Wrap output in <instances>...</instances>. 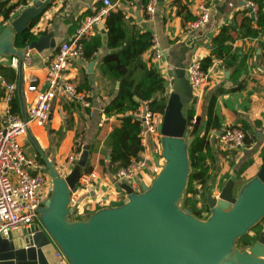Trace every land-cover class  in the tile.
I'll return each instance as SVG.
<instances>
[{"label": "crops", "instance_id": "1", "mask_svg": "<svg viewBox=\"0 0 264 264\" xmlns=\"http://www.w3.org/2000/svg\"><path fill=\"white\" fill-rule=\"evenodd\" d=\"M35 1L29 0L27 6H18L21 10H16L9 21L5 22L0 17V29L8 25ZM110 1L113 5L111 12L122 10L135 20L141 31L151 32L157 37L163 58L160 61H153L151 49H148L142 58L148 67H155L164 78L168 95L171 91L170 79L173 70L182 56H184L183 67L187 73V69L193 62L199 63L201 59L210 55L211 41L224 24L234 21L238 25L245 16L252 19V28L257 31V34L253 37L236 39L232 44L231 55L226 60H213L206 72L207 80L201 97L193 99L188 104L193 111V117L188 125L190 135L193 130L192 136L204 140L205 144L201 153L207 158L206 164L209 167L206 182L209 186L208 191L216 197L232 174H236L234 191H237L245 181L256 175L264 153V0H159L153 22L144 18L142 14L144 4L141 5L137 0ZM247 1H252L258 7L255 18L246 14ZM15 2L16 0H10L9 3ZM93 5L99 7L101 0H73L65 5L61 4V0H53L32 27L31 33L39 36L47 30H52L53 25L56 24L58 26L56 47L58 48L62 42L74 34V32L70 34L71 25L88 15ZM138 6H140L139 21L135 16ZM204 11L208 14L207 21L198 29L185 31V26L197 19ZM183 13H187L192 19L184 23ZM258 14L261 16L262 26L257 24ZM104 25L103 21L86 40L89 44L97 38L100 43L98 48L95 51H84V59L72 62L66 71L69 82L91 104V109H86L80 102L69 100L67 97L56 98L52 103L50 117L45 126H29L41 149L53 161L58 173H63L61 175L64 176L72 168L67 164V158L74 153L80 154L75 152L74 142L78 131L84 130L83 146H89L87 163L91 167V172L88 173H94L96 178L92 181L89 192H85L78 186L73 197L77 207L83 209L82 213L86 216L125 197L124 192L114 182V173H110L107 167L109 147L106 143L113 129L119 125L122 115L106 116L104 111L102 112L105 105L113 99L118 88V82H112L103 77L101 72L102 59L110 53L106 47ZM55 54L54 50L40 54L28 51L24 57L22 92L25 110L36 96L35 92L27 90L30 80L36 79L39 89H44L47 67ZM13 60L14 58L2 57L0 65L13 67ZM226 64H229V68H226ZM15 69L17 72V68ZM84 81H86L85 85H83ZM0 85L3 89L0 97L1 125L3 112L8 103L4 99L5 89L1 83ZM15 85L17 86V81ZM212 100L213 113L210 116L208 106ZM158 115L161 116V114ZM161 120L162 116L158 123L161 124ZM241 121L250 128L247 134L249 138H252V142L237 151H226L220 143V133L226 127L240 128ZM160 152L161 149L150 143L146 149L139 152V156L152 159L154 153L159 155ZM36 156L35 151V161ZM36 163L44 172V166L37 161ZM245 163L249 164L242 170ZM238 172L239 176H237ZM241 176L243 181L238 186L237 179ZM151 178L152 174L148 171L141 182L148 185ZM98 201L104 204L99 205Z\"/></svg>", "mask_w": 264, "mask_h": 264}, {"label": "water", "instance_id": "2", "mask_svg": "<svg viewBox=\"0 0 264 264\" xmlns=\"http://www.w3.org/2000/svg\"><path fill=\"white\" fill-rule=\"evenodd\" d=\"M53 0H36L0 30V59L17 60V99L26 124L22 77L26 52L40 54L56 48L58 26L27 47L14 45L31 20L39 18ZM135 16L140 20V6ZM184 56L175 65L160 124L161 152L153 154L156 171L140 191L118 182L124 199L113 201L84 218L72 219L71 195L78 189L89 146L85 145L73 167L61 176L26 125V137L44 164L52 190L37 209L39 225L29 238L21 233L0 236V264H264V227L247 248L238 240L264 220V153L254 177L235 192L232 174L217 197L208 191L210 214L206 219L184 207L194 140L184 108L193 100L192 87L183 67ZM20 236V237H19ZM62 255V258L58 256Z\"/></svg>", "mask_w": 264, "mask_h": 264}, {"label": "built area", "instance_id": "3", "mask_svg": "<svg viewBox=\"0 0 264 264\" xmlns=\"http://www.w3.org/2000/svg\"><path fill=\"white\" fill-rule=\"evenodd\" d=\"M71 1L73 0H61V4H69ZM158 3L159 0L145 1L142 14L147 21H154ZM246 7V14L255 18L258 11L257 5L252 1H247ZM112 8L110 0H101L99 7L95 5L90 7L91 12L80 19L74 34L59 45L55 56L47 67L43 90L39 89L36 79L30 80L27 90L35 92L36 96L26 109V124L22 121L20 114L11 110L10 103L16 92V85L7 83L0 76V83L5 89L4 99L8 103L3 112V122L0 125V236L5 239L14 233H21L23 239L35 235L36 227L39 225L37 209L42 206L43 201L48 198L52 190L51 182L41 171V167L37 165L36 161L26 156L19 138L26 137V125L28 127L30 125L45 126L50 117L52 103L56 98L67 97L69 100L80 102L84 108L91 109V104L69 82L66 71L72 62L84 59V41L92 36L96 27L110 14ZM16 10H21V7L14 9L10 14L11 18ZM207 18V11H204L197 19L185 26V31L198 29L207 21ZM149 49H151L153 61H160L163 58L155 35H152V45ZM12 66L17 68L15 58L12 61ZM186 78L192 87L193 99H199L206 84V72L202 71L199 63L193 62L187 69ZM103 111L104 109H102ZM132 116L138 123L141 151L146 149L150 143L161 149L160 123L158 121L160 122L162 115L152 112L148 104L144 102L132 113ZM219 139L226 151H237L245 144V133L238 127L230 126L221 131ZM78 156L75 153L71 154L66 160L67 164L73 167ZM152 162L151 157L139 156L131 159L126 167L114 173V182L126 183L134 192H139L142 177L146 176L148 171L150 174L156 171ZM95 178L94 173L82 172L78 186L85 192H89ZM98 204L103 205L104 203L98 201ZM70 205L75 208L73 216L74 214H83V209L77 207L73 194ZM58 256L62 258L59 253Z\"/></svg>", "mask_w": 264, "mask_h": 264}, {"label": "trees", "instance_id": "4", "mask_svg": "<svg viewBox=\"0 0 264 264\" xmlns=\"http://www.w3.org/2000/svg\"><path fill=\"white\" fill-rule=\"evenodd\" d=\"M28 1L29 0H16L15 3L10 4V0H0V17H2L5 22L9 21L11 19L10 14L14 9L18 6H27ZM137 1L143 5L146 0ZM39 18L31 20L27 29L23 33L16 35L14 41L16 47L25 48L32 41L37 40L48 32L45 31L39 36L31 33L32 27ZM182 19L184 23H186L192 18L187 13H183ZM104 22L106 29V47L110 50V53L102 59L101 72L103 77H106L112 82H118L117 92L113 99L105 105L104 114L106 116L122 115L119 125L113 129L106 143L109 147L107 167L108 171L113 174L119 169L126 167L131 159L138 158L139 152L141 151L138 138V123L131 113H133L141 103L145 102L152 112L162 115L169 95L165 88L164 78L155 67H148L142 58L143 54L152 45V33L141 31L135 23V20L122 10L110 12L104 19ZM77 23L78 21L71 25L69 29L70 34L75 32L78 26ZM257 24L258 26L263 25L259 14ZM256 34L257 31L252 28V19L247 16L243 17L238 25H236L234 21L224 24L211 41L210 55L200 60V68L202 71L207 72L214 59L226 60L230 57L232 44L236 39L253 37ZM85 42L86 41H84V51H95L100 45L97 38L90 41L89 44ZM57 50L58 48L56 47L54 52L56 53ZM226 68H229V64H226ZM0 75L7 83L15 84L17 81L16 69L11 66L0 65ZM86 81H84L83 85H85ZM2 94L3 89L0 85V97ZM11 106L12 110L16 114H19L20 110L16 92L11 100ZM212 113L213 100L208 106V115L211 116ZM184 114L188 119L189 125L193 117L191 105L185 106ZM240 123V128L245 133L244 143L249 144L252 142V138H249L247 134L250 128L243 121ZM191 135H194L193 130L191 131ZM83 138L84 130L82 129L78 131L75 137L74 150L76 153H80L82 150L84 145ZM204 146V140L195 137L189 148L191 173L189 175L185 193L186 197L183 205L184 207H191L194 215L199 218L201 217V210L196 207L197 202L192 199L191 195L194 194L193 191L196 184L199 185L200 188H204V190L206 188V191L208 190L206 182L208 180L207 174L209 167L206 164L207 158L201 153ZM36 161L38 164L44 166L38 155L36 156ZM248 164L249 163H245L242 170H244ZM83 172H91V167H89L88 163L83 169ZM239 174L238 172L237 176ZM227 178H229V176ZM76 219L80 218L77 217ZM262 223H264V220ZM261 229V223L253 227L246 236L238 240V247L247 248L252 245L257 240Z\"/></svg>", "mask_w": 264, "mask_h": 264}, {"label": "rangeland", "instance_id": "5", "mask_svg": "<svg viewBox=\"0 0 264 264\" xmlns=\"http://www.w3.org/2000/svg\"><path fill=\"white\" fill-rule=\"evenodd\" d=\"M47 31H49V30H47ZM65 125H67V123H65ZM19 142H20V144L22 146V149L25 152L26 156L31 158V159H33L35 161V149H34V146L32 145V143L30 142V140L28 138H26V137H21V138H19ZM245 145L246 144H244V146ZM61 174H63V173H61ZM61 176H64V175H61ZM242 181H243L242 176L238 177L237 185L238 186L241 185ZM150 182H151V180H150ZM150 182H149V184H150ZM206 185H207V183H206ZM203 190H204V188H200V186L196 184L195 187H194V191H193L194 194H192L191 197H192V199L196 200V202H197L196 203V207L201 210L200 211L201 212V217L200 218L201 219H206L208 217V215L210 214V208H209V206L207 204V201H206V197H207L209 189L206 191V188H205L204 192H203ZM211 195L214 196L212 192H211ZM185 197L186 196H184V199H185ZM183 205H184V200H183ZM84 209H88V208L84 207ZM77 216H79V218H81V217H84V214H74V216L72 215L71 218L72 219H76ZM263 227H264V223H261V228H263ZM252 235H253V233H252Z\"/></svg>", "mask_w": 264, "mask_h": 264}]
</instances>
